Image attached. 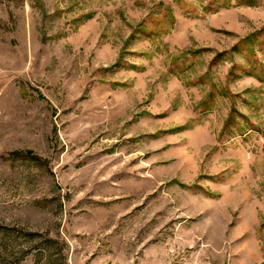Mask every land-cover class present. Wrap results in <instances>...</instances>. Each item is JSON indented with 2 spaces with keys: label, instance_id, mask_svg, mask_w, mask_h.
<instances>
[{
  "label": "rangeland",
  "instance_id": "rangeland-1",
  "mask_svg": "<svg viewBox=\"0 0 264 264\" xmlns=\"http://www.w3.org/2000/svg\"><path fill=\"white\" fill-rule=\"evenodd\" d=\"M0 264H264V0H0Z\"/></svg>",
  "mask_w": 264,
  "mask_h": 264
}]
</instances>
